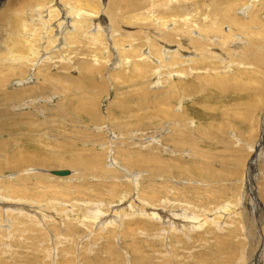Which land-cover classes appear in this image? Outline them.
<instances>
[{"label":"rangeland","instance_id":"obj_1","mask_svg":"<svg viewBox=\"0 0 264 264\" xmlns=\"http://www.w3.org/2000/svg\"><path fill=\"white\" fill-rule=\"evenodd\" d=\"M20 1L0 0V109L9 113L0 127L10 132L0 133V264L253 263L264 231V0H35L40 14ZM215 8L217 20L203 19ZM234 17L247 35L223 21ZM56 24L68 38L52 43ZM250 183L263 197L246 194ZM122 197L134 213L148 206L214 221L100 226L95 212L125 207ZM228 203L235 214L215 213Z\"/></svg>","mask_w":264,"mask_h":264},{"label":"bare ground","instance_id":"obj_2","mask_svg":"<svg viewBox=\"0 0 264 264\" xmlns=\"http://www.w3.org/2000/svg\"><path fill=\"white\" fill-rule=\"evenodd\" d=\"M12 1V0H11ZM20 1V0H19ZM39 1V0H38ZM40 1H42V0H40ZM21 2V1H20ZM27 2V0L25 1V3ZM29 3V2H28ZM38 2H35V0H33L32 2H30L27 6H26V10H30L31 12H33L34 10H35V8L38 10V12L40 11V6H39V4H37ZM35 5H36V7H35ZM232 6V5H231ZM16 7V6H15ZM19 7V6H18ZM18 7H17V9H18ZM24 8V7H23ZM29 8H31V9H29ZM34 8V9H33ZM33 9V10H32ZM67 9V8H66ZM218 8H215V9H213L212 10V13L215 15L214 16V18L213 19H210L208 16L206 17V16H204L203 17V19H209V20H212V22H214V20H217L218 18H217V15H218V10H217ZM45 10H47V9H45ZM48 10H49V8H48ZM211 10V9H210ZM22 12H25V10L24 11H20V14L22 13ZM48 12V11H47ZM67 12H68V10H67ZM78 12V11H77ZM66 13V12H65ZM39 14H40V12H39ZM69 14V13H68ZM75 14H77L76 12H75ZM205 14V13H204ZM207 14V13H206ZM29 15V14H28ZM49 15V14H48ZM70 15V14H69ZM68 15V16H69ZM72 15V14H71ZM86 15H88V14H86ZM46 16H47V14H46ZM53 16V15H52ZM63 16V15H62ZM60 17V18H63V20H67V15H65L64 17ZM224 17H226V16H224ZM59 18V17H58ZM57 18V19H58ZM70 18V17H69ZM73 18H74V16H73ZM185 18V17H184ZM6 19V18H5ZM31 19V18H30ZM47 19V18H46ZM75 19V18H74ZM59 20V19H58ZM73 20V19H72ZM76 20V19H75ZM231 21V24L233 25V26H235V28H238V30H240V32L241 33H243L244 35H247L248 34V32L247 31H245L246 30V25L242 22H240V21H238V20H236V18L234 17V18H231V19H226V18H224L223 19V21L224 22H226V21ZM35 21V20H34ZM43 22V21H42ZM185 22V21H184ZM189 22H192V21H189ZM222 22V21H221ZM79 23V22H78ZM82 23V22H81ZM250 23V22H249ZM60 24V23H59ZM82 24H80V26H79V29H81V28H83V26H81ZM42 26V25H41ZM64 26V25H63ZM248 26H250V25H248ZM65 28H67V27H69V23H67V25L66 26H64ZM73 27V26H72ZM72 27H71V29H72ZM169 27V26H168ZM218 27V26H217ZM215 27V29H214V32L215 33H223V36H222V38L223 39H225L226 41H229V33L231 32H227V33H225L224 34V32H222V31H220V27ZM52 28H55V30H56V34L58 35L56 38H50V42H54L56 39H62V40H65V39H67L68 37H62L61 36V33L63 32L62 31V29L60 28V26L58 25V24H56V27H52ZM234 28V29H235ZM24 29H26V28H24ZM46 29H48V28H46ZM194 29H195V26H194ZM208 26H207V28H206V26L204 25V26H201V30H200V32H205V31H208ZM43 30V29H42ZM50 30L51 29H48L45 33L47 34V32L49 33L50 32ZM169 30V29H168ZM183 30V29H182ZM114 31V30H113ZM249 31V30H248ZM71 32V31H70ZM116 32V31H115ZM166 32V31H165ZM184 32V31H183ZM63 33H65V32H63ZM158 33V32H157ZM185 34V33H184ZM199 34V33H198ZM4 35V34H3ZM43 35V34H42ZM48 35V34H47ZM54 35V34H53ZM70 36H72L71 34H69ZM161 35V34H160ZM183 35V34H182ZM186 35V34H185ZM90 36V35H89ZM162 36V35H161ZM107 37V36H106ZM207 37V36H206ZM238 37V36H237ZM199 38V37H198ZM167 39V38H166ZM197 39V38H196ZM222 39V40H223ZM234 39V38H233ZM241 39H243V38H239V41L241 40ZM49 40V39H48ZM188 40V39H187ZM226 41H224V42H226ZM235 41H237V40H235ZM48 42V41H47ZM109 42V41H108ZM183 43V42H182ZM240 43H242V41H240V42H238L237 43V45H236V47H238V45H240ZM49 44V43H48ZM62 44V43H61ZM179 45V44H178ZM61 46V45H60ZM206 46H207V44L204 42V46L202 47V48H206ZM59 48V47H58ZM163 48V47H162ZM168 48V47H167ZM53 49H54V47H53ZM61 49V48H60ZM167 50V49H166ZM230 50V49H229ZM212 51V50H211ZM51 51H49V53H50ZM148 52V51H147ZM182 52V51H181ZM193 52V51H192ZM39 53V52H38ZM60 53V52H59ZM239 53V52H238ZM147 54V53H146ZM240 54V53H239ZM245 54V53H244ZM243 54V55H244ZM44 55H45V53H44ZM187 55V54H186ZM190 55V54H189ZM194 55H204V53H200V54H195L194 53ZM233 55V54H232ZM235 55V54H234ZM43 56V55H42ZM63 56V55H62ZM2 57V56H1ZM180 57V56H179ZM186 57V56H185ZM198 57V56H197ZM210 57V56H209ZM49 58V57H48ZM53 58V57H52ZM66 58V57H65ZM167 58V57H166ZM169 58V57H168ZM232 58V57H231ZM5 59V58H4ZM7 59V58H6ZM5 59V60H6ZM13 59V58H12ZM225 59V58H224ZM246 59L247 60H249V62H252V63H254V61H260V60H263V57H262V55H258V56H254V55H252L250 58H248V56L246 57ZM1 58H0V62H1ZM13 61V60H12ZM161 61V60H160ZM226 61V60H225ZM233 61V60H232ZM224 62V61H223ZM119 63V62H118ZM186 63V62H185ZM228 63V62H227ZM226 63V64H227ZM230 63H232V62H230ZM24 64V63H23ZM237 64H239V63H237ZM9 68V67H8ZM7 69V68H6ZM5 69V70H6ZM5 70H4V72H5ZM9 70V69H8ZM93 70V69H92ZM155 70V69H154ZM141 71V70H140ZM3 71H2V73H4ZM88 72V71H87ZM9 73V72H8ZM11 73V72H10ZM89 73H91V72H89ZM55 75V74H54ZM54 75H51V76H49L48 74L47 75H45V79L46 80H50V81H53V82H55L57 85L58 84H61L62 83V79H60V78H57V77H54ZM109 76V75H108ZM65 77V76H64ZM78 77V76H77ZM76 77V78H77ZM66 78V77H65ZM64 78V79H65ZM67 78H68V76H67ZM67 78H66V80H67ZM70 78V77H69ZM116 78V77H115ZM73 79H75V76H74V78ZM73 79H72V81H73ZM82 80H83V78H81ZM80 79V80H81ZM109 79V78H108ZM28 81L29 80H31L32 81V78H28L27 79ZM76 80V79H75ZM69 81H71V80H69ZM68 81V82H69ZM87 82L88 81H91V80H86ZM95 81V80H94ZM65 82V81H64ZM74 82V81H73ZM96 82V81H95ZM70 83V82H69ZM74 83H76V82H74ZM81 83V82H80ZM89 83V82H88ZM92 83V82H91ZM98 84V83H97ZM65 85V84H64ZM63 85V86H64ZM71 85V84H70ZM98 86V85H97ZM96 86V87H97ZM58 87V86H57ZM56 87V89H58ZM37 88H38V90H37V93L40 91V87H39V83H38V86H37ZM62 88V90L63 89H68V88H66V87H61ZM35 89V88H34ZM59 90V89H58ZM19 91V90H18ZM61 91V90H60ZM56 92V91H55ZM151 93V92H150ZM63 94V93H62ZM141 94H143V93H141ZM151 95V94H150ZM23 96V95H22ZM29 96V95H28ZM13 97V96H12ZM18 97V96H17ZM13 98H15V97H13ZM10 100H8V98L6 97V100H7V102H11L12 101V98L10 97L9 98ZM5 100V101H6ZM141 101H142V98H137V100H136V103H138V104H140L141 103ZM18 102H20V101H18ZM59 102H60V100H59ZM62 102V101H61ZM60 102V103H61ZM3 103V102H2ZM42 104V103H41ZM7 105V104H6ZM12 105V104H11ZM59 105V104H58ZM10 106V105H9ZM3 108V107H2ZM9 109V108H8ZM6 110H7V108L4 106V109H0V122L1 121H3V120H5L4 118L5 117H7V115H9V113H6ZM10 114H12V112H10ZM16 115L15 114H13L12 115V117H15ZM19 117H20V114L18 115ZM16 118H18L17 116H16ZM20 118H22V117H20ZM20 118H18V119H20ZM27 118V117H26ZM25 118V119H26ZM23 119V118H22ZM28 119H30L29 117H28ZM36 124H31V125H29V127H28V130L29 131H33V129L34 128H36L37 127V125L35 126ZM1 128V127H0ZM1 132H8L9 134H10V132H9V128L8 127H3V128H1L0 129V133ZM32 134V133H31ZM28 138H30V137H28ZM32 139V138H31ZM3 143V141L2 140H0V144H2ZM56 146V145H55ZM36 150H39V148L37 147L36 148ZM40 151H42V150H40ZM31 153V152H30ZM34 153H35V155H33L34 157L31 159V161H33L35 164H38V165H43L42 163H44V162H46L47 161V159H45V158H43V157H41V156H38V152H35L34 151ZM20 154V153H19ZM40 155V154H39ZM21 156L22 157H24L25 158V161H27L28 162V159L26 158V155H25V153H21ZM21 156L19 157V159H17L16 161L17 162H19L20 160H21ZM124 158V157H123ZM29 163H30V161H29ZM79 163V164H78ZM83 166V164L82 163H80L79 161H77V163H75L73 166H74V168L76 167V168H78V169H76L77 171H80L81 172V170L85 167V166H83V168L81 167V169H80V166ZM58 167H63V165H58ZM27 169V168H26ZM25 170V169H24ZM50 170H53V169H50ZM50 170H48L47 172L49 173L50 172ZM70 171V170H69ZM71 173V172H70ZM70 173H69V175H70ZM74 173V172H73ZM126 173L128 174V172L126 171ZM50 174V173H49ZM52 175V174H51ZM53 176H55V175H53ZM68 176V175H67ZM71 176V175H70ZM60 177H63V176H60ZM212 181L214 180V179H211ZM216 180V179H215ZM220 180V179H219ZM223 180V179H222ZM135 181L136 180H134V183H135ZM0 183H1V181H0ZM13 183V182H12ZM259 183V182H258ZM147 187H146V189H151V184H147L146 185ZM253 186H255L254 187V189H253V187H252V185H251V183L248 185V190H247V193L246 194H248V192L250 191L251 192V190H252V194L255 196V192L258 194V191L256 190L255 191V189H257L258 188V184H256V185H253ZM16 187V185L14 186V188ZM21 187V186H20ZM154 188V187H153ZM16 189V188H15ZM28 189V188H27ZM222 189V188H221ZM260 189V188H259ZM258 189V190H259ZM264 189H262V191H263ZM150 191V190H149ZM152 191V190H151ZM161 192V191H160ZM136 193V192H135ZM250 194V193H249ZM140 195V194H139ZM139 195H137V196H139ZM159 195V194H158ZM141 196V195H140ZM150 196V195H149ZM258 196L260 197V196H262L263 197V194L262 195H259L258 194ZM148 197V196H147ZM151 199H153L154 198V202H156L157 201V195L153 192L152 194H151ZM259 197H257V198H259ZM138 198V197H137ZM140 198V197H139ZM138 198V199H139ZM144 198V197H143ZM246 198V197H245ZM256 198V199H257ZM6 199V198H5ZM145 199V198H144ZM259 199H262V198H259ZM14 200H15V198H14ZM119 200V199H118ZM139 200H143V199H139ZM2 201H3V197L2 196H0V203H2ZM8 201V200H7ZM114 201V200H113ZM129 201V200H128ZM128 201H126V197H122V201L121 202H123L124 204H127V202ZM136 202H137V199L135 200ZM262 201H264V199H262ZM261 200H260V202H262ZM132 200L131 201H129V203L127 204V205H125V207H123V208H121V209H119V210H114V211H110V213L109 214H104V213H101V211L100 210H97L96 212H95V218L97 219V220H99V225L100 226H103V225H105V224H108L109 223V221L110 222H112V220L111 219H116V218H118L116 221L118 222V223H120V221H122V220H124V219H131V218H135V217H140V218H142V219H147V220H149V222L152 224V225H154L157 221H161V223L162 222H164V225L162 224V226H161V230H162V228L164 227V226H166L167 228H169V229H176V228H181V227H183L184 229H188V228H190V227H194L195 225H197L198 227H205L207 224H208V222L209 221H211V220H213L214 219V217H212L211 219H208V215H206V216H204L205 214H202V215H198V214H192V213H187V212H185L184 214H174L173 212H171V213H165V211H163V209H159V208H157V207H145L144 208V212L142 211V213H140L141 211H139V213H134V211H132L133 209V206H132ZM242 202H243V200H242ZM258 202H259V200H258ZM161 203V202H160ZM159 203V204H160ZM264 203V202H263ZM262 203V204H263ZM244 204V203H243ZM255 204V203H254ZM9 205V204H8ZM22 206H24V207H27L28 206V208L30 209V207L31 206H34L33 205V203L30 201L29 203H23V204H21ZM12 206V205H11ZM15 206V205H14ZM152 206H155V205H152ZM213 206H214V204H213ZM256 206V205H255ZM259 206V205H258ZM122 207V206H121ZM22 208V207H21ZM24 209H26V208H24ZM40 209V208H39ZM260 209V208H259ZM20 210V209H19ZM41 210V209H40ZM16 211V210H15ZM26 211H28V209H26ZM252 211H254V210H252ZM226 212H236L235 210H233V207H232V204H230V203H228V204H225L224 206H222V207H219L218 208V210L215 212V213H217V214H224V213H226ZM34 213V212H33ZM228 213V214H229ZM232 213V214H233ZM241 214V212H238V214ZM254 213V212H253ZM263 213V212H262ZM227 214V215H228ZM235 214V213H234ZM210 215V214H209ZM204 216V217H203ZM215 216V215H214ZM218 216V215H217ZM226 216V215H225ZM262 216V215H261ZM218 217H220V216H218ZM247 217V216H246ZM94 218V219H95ZM89 219H91V217L89 218ZM220 219V218H219ZM256 219H258V218H256ZM255 219V220H256ZM244 220H246V219H244ZM248 220V219H247ZM260 220V219H259ZM92 221V220H91ZM107 221V222H106ZM214 221V220H213ZM222 221V220H221ZM249 221V220H248ZM257 221V220H256ZM155 222V223H154ZM212 222V221H211ZM245 222V221H244ZM94 223V222H93ZM98 223V222H97ZM219 223V222H218ZM220 224H221V222H220ZM230 224V223H229ZM219 225V224H218ZM225 225V224H224ZM251 225V224H250ZM139 226V225H138ZM157 226V225H156ZM247 226V225H246ZM252 226V225H251ZM137 227V226H136ZM263 227V226H262ZM219 228V227H218ZM250 228H252V227H250ZM254 228V227H253ZM99 229V228H98ZM222 229V228H221ZM106 230V229H105ZM110 230V229H109ZM261 230V229H260ZM100 231V230H99ZM170 231V230H169ZM249 231V230H248ZM247 231V232H248ZM252 231V230H251ZM250 231V232H251ZM249 232V233H250ZM248 233V234H249ZM157 235V234H156ZM254 236V235H253ZM258 236V235H257ZM252 237V236H251ZM255 237V236H254ZM253 237V238H254ZM261 237H263V239H264V231L263 232H260V235L257 237V249H256V251H255V249L252 251L251 250V253H253V252H255L254 254H252L251 256H249L248 258H250V262L251 261H253V263H251V264H260V260H261V257L262 258H264V243H263V241H262V239H261ZM249 241V240H248ZM255 241V240H254ZM261 245H262V249H261ZM225 246V245H224ZM223 253H222V255H227V256H229L230 255V252L229 251H222ZM220 253V252H219ZM250 253V254H251ZM219 256H221V255H219ZM222 259H224V258H222ZM229 260V259H228Z\"/></svg>","mask_w":264,"mask_h":264},{"label":"water","instance_id":"obj_3","mask_svg":"<svg viewBox=\"0 0 264 264\" xmlns=\"http://www.w3.org/2000/svg\"><path fill=\"white\" fill-rule=\"evenodd\" d=\"M49 173L55 176H67L70 171L68 169H53Z\"/></svg>","mask_w":264,"mask_h":264}]
</instances>
